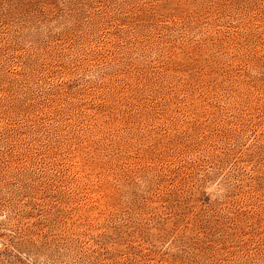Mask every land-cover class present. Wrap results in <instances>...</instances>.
Returning <instances> with one entry per match:
<instances>
[{
	"label": "rangeland",
	"instance_id": "1",
	"mask_svg": "<svg viewBox=\"0 0 264 264\" xmlns=\"http://www.w3.org/2000/svg\"><path fill=\"white\" fill-rule=\"evenodd\" d=\"M0 264H264V0H0Z\"/></svg>",
	"mask_w": 264,
	"mask_h": 264
}]
</instances>
